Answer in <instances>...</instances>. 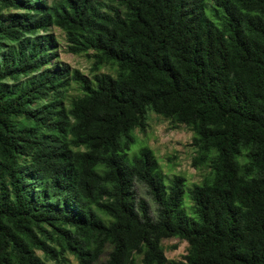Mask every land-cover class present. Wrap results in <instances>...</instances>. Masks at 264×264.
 I'll return each mask as SVG.
<instances>
[{
	"label": "trees",
	"instance_id": "obj_1",
	"mask_svg": "<svg viewBox=\"0 0 264 264\" xmlns=\"http://www.w3.org/2000/svg\"><path fill=\"white\" fill-rule=\"evenodd\" d=\"M54 28L93 77L54 65ZM150 111L193 133L199 183L130 161ZM68 255L264 264V0H0V264Z\"/></svg>",
	"mask_w": 264,
	"mask_h": 264
},
{
	"label": "rangeland",
	"instance_id": "obj_2",
	"mask_svg": "<svg viewBox=\"0 0 264 264\" xmlns=\"http://www.w3.org/2000/svg\"><path fill=\"white\" fill-rule=\"evenodd\" d=\"M50 34L56 39L59 53V59L54 62V65L67 66L72 70L80 71L87 77H93L92 59L85 55L74 56L70 54L67 49L66 37L60 29H52ZM102 72L115 75V69L112 67H106ZM80 94L79 88L73 84L67 93V97L70 100ZM135 133L138 140L129 153L130 161L140 152L141 148L148 144L158 158L163 171L170 178L175 175L185 177L190 187L201 181L202 173L194 168L192 164L195 149L192 146L193 133L189 128L184 125L175 128L170 121L150 111L147 114L146 129L144 131L138 129ZM136 191L139 198L145 199L150 203L155 214V206L147 193V189L141 185H136ZM162 246L166 257L172 261H184L188 253V244L182 240L167 239L162 242ZM38 254L42 256V253L38 252ZM68 259L70 264H78L72 255H68Z\"/></svg>",
	"mask_w": 264,
	"mask_h": 264
}]
</instances>
